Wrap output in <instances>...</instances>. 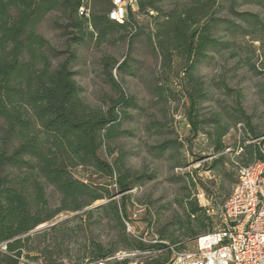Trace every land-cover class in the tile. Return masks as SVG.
<instances>
[{
    "label": "trees",
    "instance_id": "1",
    "mask_svg": "<svg viewBox=\"0 0 264 264\" xmlns=\"http://www.w3.org/2000/svg\"><path fill=\"white\" fill-rule=\"evenodd\" d=\"M123 1L127 3L126 19L118 22L111 19L116 10L113 0H90V4L87 0H0V264H27L25 260L36 262L44 258L46 251L31 244L41 239L45 232H32L63 213L82 212L80 218L83 220L93 213L104 214L127 250L146 248L125 232L126 193L153 175L131 174L128 170L121 173L119 165L123 161L120 157L108 163L99 156L101 150L111 154V144L126 137L127 132L122 130L126 110L136 107L125 94L121 81L113 75L115 72L121 80L129 72L133 40L140 34L136 15L155 14L151 17L155 29L147 38L148 44L160 57L162 68L172 67L173 60L181 62L189 86L185 94L190 135L195 138L201 131L197 106L203 97L193 78L195 65L221 46L214 36L218 23H224V29L230 33L244 27L216 19L215 12L222 0H196L181 12L166 16L162 14L158 0ZM131 3L136 5V11L129 8ZM262 7L264 9V4ZM87 9H90L88 14L85 13ZM53 12L60 15V22H54L53 26L64 40L61 50L52 48L37 32L44 18ZM241 18L248 28L264 31V23L257 15ZM130 29L133 32L130 33ZM115 33H122L121 40L128 39L127 55L120 64L110 57L99 59L104 82L116 93V98L110 99L104 112L84 102L73 65L77 61V48L86 42L98 47ZM154 91L161 96L159 87ZM237 112L233 127L242 123L247 140L262 138V134L255 133L250 127L248 119L242 120L241 113ZM213 128L212 134L208 135L213 152L222 154L225 150L222 139L230 128L219 118L213 120ZM247 140L240 145L241 156H248L245 166L264 163V140L246 145ZM174 145L171 141L158 145L156 157L162 158L166 149ZM224 160V155L213 159L209 170H216L218 164L224 165ZM181 166L182 163H175V167ZM87 168L113 181L118 194L113 195L103 185L95 186L74 176V170ZM117 195L121 196L119 201L115 200ZM102 200L108 202L99 210L85 211ZM187 208L189 220L197 218L199 213L203 220H209L197 205L189 203ZM195 222L204 228V221L196 219ZM63 227L64 224L54 226L50 231ZM198 235H201L200 231L188 236L195 239ZM175 246H156L161 256L145 263L167 264L172 255L170 248L177 250ZM94 249L87 264L103 260L114 252H105L101 245ZM45 262L55 264L51 260Z\"/></svg>",
    "mask_w": 264,
    "mask_h": 264
},
{
    "label": "rangeland",
    "instance_id": "2",
    "mask_svg": "<svg viewBox=\"0 0 264 264\" xmlns=\"http://www.w3.org/2000/svg\"><path fill=\"white\" fill-rule=\"evenodd\" d=\"M158 1L162 14L166 16L181 12L196 0ZM87 2L90 4V0ZM262 3L264 0H222L215 12L219 21H229L244 28L230 33L224 29V23H218L214 36L221 46L195 65L193 78L198 82L203 97L198 100L197 106L201 131L195 138L190 135L187 120L185 91L189 90V86L181 62L173 60L172 67L162 68L160 57L147 41L155 29L151 18L155 14L135 16L140 34L133 40L128 59L129 72L121 80L115 72L113 75L118 82L121 81L125 94L136 107L126 110L122 123L126 137L111 144V154L107 155L101 150L99 156L108 163L120 157L123 161V168L119 165L121 173L128 170L131 174L153 175L150 180L126 193L125 204L124 225L127 223L136 235L147 242L161 241L176 245L178 251L191 252L194 239L188 235L198 231L202 235L211 228L210 220H203L201 213L189 220L187 207L191 203L203 209L206 202H210L216 210L233 193L238 183L237 170L245 167L248 158L247 155L241 156L240 149L241 143L248 137L244 125L237 123L233 127L237 111L241 113L242 120L248 119L255 133L263 135L259 140H247L245 144L264 140V31L248 28L246 23L241 22L243 15L253 14L264 23ZM129 8L131 11L137 10L134 3ZM89 10H85V13L88 14ZM56 21L60 22L59 13L47 15L37 32L52 48L61 50L64 49V40L60 31L53 26ZM121 34H113L108 42L98 47L86 42L76 49L77 61L73 65L75 81L81 88V97L91 108L105 112L110 99L116 98V93L104 82L99 59L110 57L119 64L123 61L127 55L128 39L121 40ZM158 87L160 97L154 91ZM216 118L230 128L222 139L225 145L222 154L213 152L212 140L208 136L213 132V120ZM1 126L0 122V129ZM165 141L174 142L175 145L167 148L162 158H157L156 147ZM220 155L225 157L224 165L218 164L216 170L210 171V163ZM177 161L183 166L175 167ZM73 174L89 184L105 186L113 195L118 194L113 181L92 169H77ZM48 193L52 194L51 190ZM120 197L117 195L115 200L119 201ZM107 202L98 201L85 211L99 210ZM81 214L63 213L36 228L32 234L45 232V235L31 245L46 252L39 261L25 260V263L46 264L45 261L51 260L55 264H87L96 245H101L105 252L114 251L113 254L133 252L119 241L116 229L104 214L93 213L85 220L80 218ZM196 219L204 221V228L198 226ZM188 221L190 224H187ZM61 224H64L63 228L50 231ZM125 232L133 237L126 225ZM82 257L85 259L78 260ZM128 263L146 264L138 256L129 258Z\"/></svg>",
    "mask_w": 264,
    "mask_h": 264
},
{
    "label": "built area",
    "instance_id": "3",
    "mask_svg": "<svg viewBox=\"0 0 264 264\" xmlns=\"http://www.w3.org/2000/svg\"><path fill=\"white\" fill-rule=\"evenodd\" d=\"M113 3L116 10L111 19L122 22L126 19L127 3L123 0H113ZM237 176L238 183L233 193L221 207L214 210L210 202L203 206L212 226L207 233L194 239L193 251L183 252L171 247L172 255L167 264H264V163L240 167ZM125 225L127 231L146 248L116 253L93 264H124L137 256L152 261L161 256L156 246L165 243L147 242L127 223Z\"/></svg>",
    "mask_w": 264,
    "mask_h": 264
},
{
    "label": "water",
    "instance_id": "4",
    "mask_svg": "<svg viewBox=\"0 0 264 264\" xmlns=\"http://www.w3.org/2000/svg\"><path fill=\"white\" fill-rule=\"evenodd\" d=\"M37 230H39V229H37Z\"/></svg>",
    "mask_w": 264,
    "mask_h": 264
}]
</instances>
